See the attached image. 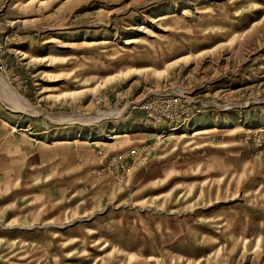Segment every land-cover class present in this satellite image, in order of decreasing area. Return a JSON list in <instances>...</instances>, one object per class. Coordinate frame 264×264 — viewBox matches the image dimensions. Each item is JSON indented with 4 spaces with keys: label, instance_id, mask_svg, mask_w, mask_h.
Masks as SVG:
<instances>
[{
    "label": "rangeland",
    "instance_id": "obj_1",
    "mask_svg": "<svg viewBox=\"0 0 264 264\" xmlns=\"http://www.w3.org/2000/svg\"><path fill=\"white\" fill-rule=\"evenodd\" d=\"M0 78V264H264V0H0Z\"/></svg>",
    "mask_w": 264,
    "mask_h": 264
},
{
    "label": "built area",
    "instance_id": "obj_2",
    "mask_svg": "<svg viewBox=\"0 0 264 264\" xmlns=\"http://www.w3.org/2000/svg\"><path fill=\"white\" fill-rule=\"evenodd\" d=\"M183 94H176L173 95L174 97L171 99V97L168 99L167 96H163L161 98H156L155 100L146 101L143 103V107L141 108L147 109L149 111L152 118L159 119H180L181 121L185 122L186 119H188L190 116L188 114H184L185 112L182 111V108L180 104L181 97ZM165 101L167 102V105H161ZM170 104L174 105L173 108L170 107ZM179 112H182V117H179Z\"/></svg>",
    "mask_w": 264,
    "mask_h": 264
},
{
    "label": "bare ground",
    "instance_id": "obj_3",
    "mask_svg": "<svg viewBox=\"0 0 264 264\" xmlns=\"http://www.w3.org/2000/svg\"><path fill=\"white\" fill-rule=\"evenodd\" d=\"M194 5V4H193ZM181 7V6H180ZM258 23H259V21L258 20H252V22L250 23V26L247 28V30L246 31H244V32H248L249 33V31L250 30H252L254 27H256V25H258ZM261 23V22H260ZM245 34H247V33H245ZM137 42V38L136 37H134V38H129L125 43L126 44H130V43H136ZM169 68V66H165V70L164 71H166L167 69ZM111 79V77H108L107 78V80H110ZM0 85H4V81H3V79H1L0 78ZM4 89V88H3ZM5 89H8V88H5ZM6 95L8 96L7 98H9V99H11L12 101L13 100H15V101H19L20 102V105L22 104L24 107H26V109H29L30 111L31 110H36V108L35 109H33L34 107L32 106V104L28 101V100H26V99H24L19 93H17V92H12V91H7L6 92ZM17 103V102H16ZM18 104V103H17ZM19 105V106H20ZM38 109V108H37ZM28 110V111H29ZM71 115V114H70ZM73 115V114H72ZM53 116V115H52ZM60 117H56V115L55 116H53V117H55V118H61L62 117V119L63 118H67V117H69L70 118V116L69 115H64L63 114V116L62 115H59ZM99 118V117H98ZM156 122H173V121H175L176 119H164V120H162V119H157V118H153ZM177 120H180V119H177ZM181 121V120H180ZM189 121V119H186L185 120V122H183V123H186V122H188ZM119 137H121L120 135H118V136H115L114 138H119ZM113 138V139H114ZM95 144L97 143V144H107L108 142H101V141H98V142H94Z\"/></svg>",
    "mask_w": 264,
    "mask_h": 264
},
{
    "label": "crops",
    "instance_id": "obj_4",
    "mask_svg": "<svg viewBox=\"0 0 264 264\" xmlns=\"http://www.w3.org/2000/svg\"><path fill=\"white\" fill-rule=\"evenodd\" d=\"M149 122H150V121H149ZM151 123H152V122H151ZM136 127H137V126H136ZM138 128H140V127H138ZM138 128H137V129H138Z\"/></svg>",
    "mask_w": 264,
    "mask_h": 264
}]
</instances>
